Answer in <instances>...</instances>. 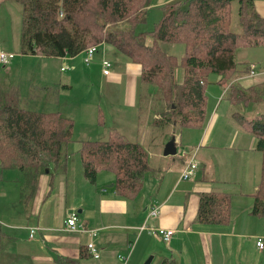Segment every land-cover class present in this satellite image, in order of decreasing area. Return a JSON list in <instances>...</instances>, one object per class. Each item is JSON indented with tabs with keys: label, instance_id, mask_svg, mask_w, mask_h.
Returning a JSON list of instances; mask_svg holds the SVG:
<instances>
[{
	"label": "trees",
	"instance_id": "obj_1",
	"mask_svg": "<svg viewBox=\"0 0 264 264\" xmlns=\"http://www.w3.org/2000/svg\"><path fill=\"white\" fill-rule=\"evenodd\" d=\"M13 1L23 12V54L74 57L89 46L109 44L142 66L140 117L143 120L151 109L157 113L152 126L157 129L150 140L153 143L132 142L115 132L107 140L84 141L79 154L87 180L96 184L100 172H113L117 195L130 201L138 199L147 174L158 172L151 165V154L155 144H160L158 150L162 151V138L169 127L204 125L206 83L209 74L217 73L222 75L220 83L231 84L225 93L235 108L231 119L257 138L256 148L263 155L252 213L264 215V109L253 118L242 111L244 104L264 107V84L245 88L234 81L249 71L240 69L237 50L264 46V18L255 10L254 0H177L162 7V16L150 32L138 31L147 21L149 0ZM148 36H152V43L147 42ZM163 42L185 46L182 82L176 77L177 56L165 53ZM36 82L31 84L33 90ZM56 87H52L54 101L60 89ZM46 88L51 90L48 85ZM29 101L19 86L8 90L0 86V165L3 170L19 171L22 201L27 207L37 194L41 175L62 159L66 161L75 128V121L64 116L56 104L40 111L33 110L36 108L29 106ZM198 220L229 223L230 196L214 190L203 193ZM1 237L2 230L0 241ZM84 250L90 255L86 245ZM162 264L176 263L166 258Z\"/></svg>",
	"mask_w": 264,
	"mask_h": 264
},
{
	"label": "rangeland",
	"instance_id": "obj_2",
	"mask_svg": "<svg viewBox=\"0 0 264 264\" xmlns=\"http://www.w3.org/2000/svg\"><path fill=\"white\" fill-rule=\"evenodd\" d=\"M15 3L16 2L11 3L10 6L4 8L0 13L1 40L10 42L12 46L11 51H6L5 48H3L0 49V53L5 52L17 55L16 59L12 62L14 67L19 68L18 71L20 72V77H18V80H21L23 89H27L30 81H33L35 78H37V87H35L36 90L34 91H36L37 94V90L42 88L38 86L39 81L43 84L47 83L48 85L51 84L57 87L62 86L60 106L58 110L61 111L64 116L72 118L75 121L73 141L67 148V153L69 151L67 172L65 169L66 163L64 159H62L58 168L56 165H52L51 172L43 175L41 181L42 191L38 192V198L33 207V211H35L36 207H40L43 199V192L46 191V197L58 193V195H64L65 198L68 199H63V202L65 200L69 202V206H75L74 211L78 212V209L82 207L81 205L87 208L86 212L79 214L81 221L80 224L82 226H85V224L82 223L81 217L84 221L90 220L92 223L91 225L95 226L93 218H96L98 215L100 201L102 198L113 195L115 189L111 186L115 184L116 176L113 172L103 171L100 172L97 183H91L84 176L80 154L75 151L74 147H81L84 141L107 140L111 137L112 132L122 135L132 142L142 141L139 140V130L134 129V131L128 132V129H124L126 132L124 135L121 133V130L114 127L111 128L110 125V121H113L114 117L121 115L125 110L131 109L129 115H132L134 119L135 116L139 114V110L133 107L138 104V100H141L143 92L141 75L135 73L133 68L128 67V62L135 64L136 62L131 61L130 58L109 44H103L88 65L84 62V53L79 55L75 60L66 61L72 69L66 72L61 71L62 66L65 65L61 59L52 57L40 59L32 55H23V12L21 5ZM161 14L160 9L152 11L148 21H146L143 26L139 27L138 31L142 30L150 32L154 28L155 22L161 17ZM152 15H154V17H151ZM237 24L238 22L234 23V25ZM147 42H153L152 36L147 37ZM106 45L108 46V49ZM161 47L165 53L177 56L179 62L178 71L180 72L176 77L179 80L184 78V69L180 67L185 55L184 44L163 42ZM105 58L109 59L113 65L111 68L112 74L109 78H106L102 71V61ZM236 58L239 62L240 69H248L244 66L247 64L246 62L251 60L261 64L262 70H264V63L262 62V60H264V46L240 48L236 52ZM252 66H255V68L257 67L258 69L261 68H259L257 64H253L249 67L247 73L244 71V75H252ZM255 68L254 70L256 73L257 68ZM4 76L5 72L0 73V82L4 79ZM221 78L222 75L217 73H211L208 75L206 83L207 112L204 125L201 127H177V135L183 136L185 144H187V140L198 142L201 135H203L208 129V117L211 115L212 111L216 109L219 103V97L222 93V90L220 89V86L222 87V85H220ZM234 81L236 80L234 79ZM14 82L15 77L13 75L6 76L3 81V86L5 88H11L16 84ZM71 82L75 83L71 85V88L69 87L67 89L63 87L64 84H69ZM229 85L231 84H226V86ZM223 105H225V102ZM39 106L40 103L35 107L36 109L33 110H39ZM243 108H245L247 115L250 118L256 115V113H252L254 112L253 105L249 106V104H244ZM137 119L138 116H136V121H138ZM99 121L101 126L98 123ZM154 122L155 120L153 121V124ZM156 129L157 128H154L153 130ZM154 132L155 131L149 130L147 138H149ZM246 132L249 133L247 134V137L250 146L255 136L252 135L250 131ZM160 133L161 131L158 129V136ZM165 138L167 143H169L172 136L167 135ZM218 144V148L215 150H207L209 148L205 147L202 150V155L210 154L214 160L216 168L215 177L217 179L215 189L223 191L230 196L231 220L229 223L224 224L201 223L197 219L199 198L197 194H192L188 206V226L194 222L196 224V227H194L195 230H201L198 226L203 225L204 228H202V230L229 232V234L233 236L228 239L230 243L226 246V250L230 255L239 257L242 262L241 264H264V247L260 248L257 245L258 238H263L264 241V215H254L252 213V207L254 205L253 193L256 192L261 182L263 155L261 152H258L256 148L255 151H248L245 147H242L243 149L236 151L231 150L226 146L222 148L220 143ZM174 156L178 157L173 158L176 159L177 166V163H180V155L176 154ZM170 157L171 156H167V158ZM158 161V157H151V165L155 169L160 167L165 168V165H161ZM166 174H168L167 178H170L173 181V185L183 187L190 183L183 181L181 179V173L176 172V170H168ZM147 175L148 179L145 183V203L150 205L151 202L155 200L160 202L161 199H159L158 196L157 199L154 198L153 194L156 185L151 183L152 174L148 173ZM53 176L55 177V180L53 179ZM194 184L195 183H191V187H189L191 188V191H193ZM103 190H108V194H103ZM30 207L31 206L29 205L28 210ZM49 213L52 214V209ZM128 213L129 223L127 228L130 229L129 238L127 239L125 237L124 241L129 244H125L126 247L120 248L121 257L124 258V260L121 261L118 258L113 264H162L163 259L166 257L164 253L168 249H181V240L172 241L171 247H168L167 243L160 239L161 236L159 238V235L150 232L149 230L142 231V227L146 221L150 228H158L156 224L152 222L153 219L148 220V213L141 221L132 211H129ZM57 214H60V211H55V216H57ZM23 222L24 224L29 223L30 226H36L37 218L23 216L19 223ZM1 225L3 231L12 232L17 235L20 240L28 241L30 230L23 228L10 229L5 223ZM88 228L90 230L97 229L91 227ZM104 233L105 231L99 235L101 236ZM83 236L87 238L86 242H88L89 235L85 234ZM37 237H40L39 233ZM207 239L214 243L221 238H217L215 235H208ZM128 240H130V242ZM137 241L138 244L135 246ZM49 245L53 246L52 243H49ZM134 246L136 247L135 249ZM132 249L134 250L132 251ZM231 250L232 253L237 255L232 254ZM47 253L52 257L50 264H67L63 259H59L57 255L55 256L51 253V251L47 250ZM61 255L65 256L63 253H61ZM217 259L221 262L220 257ZM230 259L234 261L238 260L237 258ZM82 262L87 263L86 260H83ZM18 264H22L21 260Z\"/></svg>",
	"mask_w": 264,
	"mask_h": 264
},
{
	"label": "crops",
	"instance_id": "obj_3",
	"mask_svg": "<svg viewBox=\"0 0 264 264\" xmlns=\"http://www.w3.org/2000/svg\"><path fill=\"white\" fill-rule=\"evenodd\" d=\"M174 1L177 0H149L145 8L147 21L152 11L160 9L162 13V7ZM11 3H14V1L0 0V13L4 10V8L10 6ZM254 7L257 13L264 18V0H254ZM151 17H154V15H152ZM101 46L102 45H100L99 48H101ZM3 48H5L6 51H11L12 46L10 42L1 40L0 37V49ZM83 53L84 52L80 53L79 55ZM79 55L74 57L65 56V57H52V58L61 59L63 60L65 65L69 66L66 61L75 60ZM16 56L8 64L2 65L0 67V73L5 72L4 79L6 78V76L9 75H13L15 77L14 83L16 84L14 85L20 87L21 94L23 95L24 98H30L29 106L34 108L38 106L40 103L39 110L44 111L47 110L48 107L54 103L59 108L62 86H59L60 88L59 94L56 97L55 101H54V94L52 89V87H54L53 85L51 84L48 85L47 83L43 84L41 81H39L38 86L44 87V90L40 88L38 90V94L33 90V86L31 84L32 82L37 81V78L33 79V81L32 80L30 81L27 89H23L21 80H18V77H20V72L18 71L19 68L14 67L12 62L13 60L16 59ZM32 56H35L40 59L49 58L46 56H37V55H32ZM262 62L264 63V60H262ZM246 63L247 64H245L244 67L248 69L253 64H257L259 68L262 66L261 64L251 60ZM128 67L133 68L135 70V73L141 75L142 73L141 64L128 62ZM68 70L70 71L72 69H67L64 71L61 68L62 72H66ZM179 72L180 71H177L176 75ZM111 74L110 75L103 74V75L106 76V78H109ZM4 79L0 82V86L3 89L8 90L10 88H5L3 86ZM177 81L182 82L183 78L181 80L177 78ZM236 81L242 87L245 88L257 84H264V70H262L261 67L260 69L257 68V72L254 75H248V74L244 75V73L239 74L237 75ZM73 84L75 83L71 82L69 84H64V85H66L65 88L68 89L69 87L71 88L72 87L71 85ZM46 85L51 87V90L49 88H46ZM220 85H222V87L220 86L222 93L219 97V103L216 109H214L211 115L208 117L209 127L203 133V135H201L199 141L194 142L187 140V144H185L183 140V136L179 135V140L182 146L190 149L199 148L197 154V161L199 163V167L197 169L195 176L189 180L182 179L183 181H187L190 183L183 187H180L179 185H173V181L170 178H167L168 174H166L168 170H173V171L176 170V172L182 173L187 163V157L181 156L178 152L177 154L180 155L179 158L180 163H177L178 164L177 166H176V162H177L176 159H173L175 156H171L170 158H167V156L164 155L165 146L167 144V140L165 136L170 135L173 138L174 134H178L177 127H174V125L170 126L168 132L163 136L162 151L160 152L158 150L160 149L161 145L159 144L156 146L155 144L154 146L155 152L151 154V157L152 156L158 157L159 158L158 162L161 165H165V168L160 167L156 169L158 170L156 175L154 174L151 175V183H154L156 185V189L153 194L154 198L157 199L158 196V198L161 199L160 202L155 200L151 203H156L157 205L160 206L161 209H160V214L157 217L155 218L148 217V220L153 219L152 222L156 224V226L158 227L156 228L157 230L161 228L175 229V233L170 243H167V245L168 247L169 246L171 247L172 241L181 240L182 241L181 249L180 250H177V248H175V250L168 249L164 253L166 256L164 259L166 258L172 259L176 264H241L242 263L239 257L230 255L226 250L227 244L230 243L228 239L233 237L231 236V234H229V232H221V231L213 232V231L202 230V228H204L203 225H201L202 227L198 226L199 228H201V230H195L194 227H196V224L193 222L191 225L188 226V219H187L188 208H189L188 206L192 194L198 195L199 207H200L201 195L203 193L211 192L213 190L220 191L215 189L217 185V179L215 177L216 168H215L214 160L210 154L202 155V150L205 147L209 148L207 150H215L218 148L219 145L218 143H220L222 148L226 146L231 150H236V151L243 149L242 147H245V149L248 151H255V148L257 146L256 137L253 139L252 144L249 146L248 137H247V134L249 133L241 130L231 119V114L235 110V108L232 106L231 102L225 98V93L229 86H226V84H222V83H220ZM149 90L151 92V88H149ZM139 101L140 100H138V104L133 107L139 110V114L136 115L138 116L137 119L138 121H136V116L134 119L132 115L131 116L129 115L131 109H128L125 110L123 113H121V115L114 117L113 121H110V125L111 128L114 127L121 130V133H123L124 135L126 134L124 129H128V132H132L134 131V129L139 130V134H140L139 140H142L139 142L152 144L153 142H151L150 140H153L152 137L154 134H151L149 138H147L148 132L149 130L153 131L152 124L153 121L156 118H158V115L154 110L151 109L147 111V114L143 117V120H141ZM224 102L225 105H223ZM252 105L254 107V112L252 113H256V115L259 114V112H261L264 109V107L262 108L257 107L255 103L249 104V106ZM242 109L244 114L248 118H250L247 115V112L245 108H243V106ZM98 123L100 124V121ZM80 148H81L80 146H77L76 148L74 147L77 153H79ZM68 159H69V155L67 156L65 161L66 172H67ZM58 165H56L57 168ZM50 172H46L44 174H48ZM43 175H41L40 177L37 194L33 202L30 204L31 206L30 209L28 210V207L24 206L22 201V196H21L22 185L20 181V173L15 169L3 170L0 165V215H1L0 230H2L3 233V237H1V241H0V264H14V263L18 264L20 260L22 264H50V260H52V257H50V255L47 253V250L51 251V253H53L55 256L57 255L59 259H63V261H65L67 264H113V262L116 261L118 258L121 260L120 248L126 247V245L129 244V243L128 244L125 243L124 241L125 237L127 239L129 238L130 229L127 228L129 223L128 212L132 211L134 215H136V217L140 218V221L143 220L144 216H146L148 213L147 207L149 204L145 203V199H146L145 183L148 179L147 178L148 175L145 178L144 188L138 199L130 201L128 199H125L117 195L115 190L113 191V195L102 198L100 201V209L98 215L96 218H93V222L95 226L91 225L92 223L90 220L84 221L81 217L82 223L85 224V227L97 228L99 230L98 236L94 239L100 250L99 259L93 258L92 256L88 255L84 250L85 245L88 242H86L87 238L83 235L87 233L70 232L65 230V219L69 216V214H71L72 211H74L75 206H69V202L65 200L63 202V199L68 200L67 198H65L64 195H58V193H54L46 197L45 196L46 191L43 192V199L41 201L40 207H36L35 211H33V207L38 198V192L42 191L41 181ZM53 179L55 180L54 176ZM191 183H195L193 185V191H191L190 190L191 188H189L191 187ZM114 185L111 187L114 188ZM185 188H189V189H185ZM108 192H109L108 190H103V194H108ZM81 206L82 207L78 209V212L81 211L79 212V214L87 211V208L85 206L83 205ZM51 209H52V214L49 213ZM55 211H60V214H57V216H55ZM23 216L37 218V225L30 226L29 223L26 224H24V222L19 223V221H21V218ZM4 223L10 229L12 228L28 229L30 230V234L32 228H36L37 230L33 237L29 236L28 241L27 240L22 241L14 233L3 231L2 229L3 227L1 224ZM203 224H224V223L203 222ZM145 225L146 227H150L147 221L145 222L143 227ZM143 227H142V231L150 230L148 228L144 229ZM104 231L105 233L100 236L99 234ZM38 233L40 234L39 238L37 237ZM208 235H215V237L221 239L212 243L207 239ZM89 236H88V241L91 239V237L89 239ZM160 239L162 240V238ZM128 241L130 242V240ZM49 243H52L53 246H50ZM137 244L138 241L136 242L135 246ZM135 246L134 249L136 248ZM134 249H132V251ZM61 253H63L65 256H62ZM218 257H220L221 262L218 261L217 259ZM230 258H237L238 260L234 261ZM83 260L84 261L86 260L87 263L82 262Z\"/></svg>",
	"mask_w": 264,
	"mask_h": 264
},
{
	"label": "built area",
	"instance_id": "obj_4",
	"mask_svg": "<svg viewBox=\"0 0 264 264\" xmlns=\"http://www.w3.org/2000/svg\"><path fill=\"white\" fill-rule=\"evenodd\" d=\"M99 46L98 44L96 45H92L87 47L84 50V62L88 65L90 64V62L92 61V59L94 58L95 54L99 51ZM15 54L13 53H5V52H1L0 53V67L2 65H6L8 64L12 59L15 58ZM112 63L109 59L105 58L102 61V71L104 75H110L112 73ZM252 75L255 74V66H252ZM67 69H71L69 66L64 65L62 67V70H67ZM175 137V145L177 146V152L183 156V157H187V163L181 173V179L184 180H189L191 178H193L197 172V169L199 167V163L197 161V154H198V150L199 148H187L181 145L180 140H179V136H177V134H174ZM148 217L149 218H155L160 214V206L157 205L156 203H151L148 207ZM144 229L148 228L150 229L149 231L154 232L155 234L161 236L162 240L165 243H170L174 233H175V229H153L150 227H146V225L143 227ZM36 228H32L31 229V234L30 236L33 237L35 232H36ZM65 230L70 231V232H85L88 235H90L91 239L88 241V243L86 244L88 253L95 259H99L100 258V250L96 244V242L94 241V239L98 236L99 230L95 229V230H90L89 228L82 226L79 222V213L77 211H72L71 214H69V216L65 219ZM257 245L260 248L264 247V241L263 238H258L257 239ZM121 260H124V258L121 257Z\"/></svg>",
	"mask_w": 264,
	"mask_h": 264
},
{
	"label": "water",
	"instance_id": "obj_5",
	"mask_svg": "<svg viewBox=\"0 0 264 264\" xmlns=\"http://www.w3.org/2000/svg\"><path fill=\"white\" fill-rule=\"evenodd\" d=\"M176 154H177V146L175 145V137L173 136L171 141L169 143H167L165 146L164 155L165 156H174ZM79 212H81V211H79Z\"/></svg>",
	"mask_w": 264,
	"mask_h": 264
}]
</instances>
